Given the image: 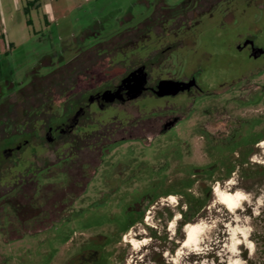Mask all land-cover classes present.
<instances>
[{"label":"flooded vegetation","instance_id":"af4514ba","mask_svg":"<svg viewBox=\"0 0 264 264\" xmlns=\"http://www.w3.org/2000/svg\"><path fill=\"white\" fill-rule=\"evenodd\" d=\"M229 1L167 6L162 0L134 25L107 35L86 30L84 36L93 37L89 44L62 46L61 51L73 53L24 85L12 89L13 83L5 82L0 94V264L7 252L3 246H13L16 255L34 253L41 245L50 247L52 239H65L72 223L97 218L110 193L125 191L126 181L147 167L161 171L153 168L158 160L179 154L194 135L218 140L211 127L224 110L210 103L242 74L226 75L227 63L244 50L247 58L258 51L253 36L239 32L233 34L232 48L220 42L225 22L234 15ZM206 20L212 27L200 29ZM205 36L209 39L202 46ZM221 57L228 61L217 63ZM199 111L204 120L194 119ZM236 133L231 132L230 143ZM163 140L165 149L156 146ZM126 142L140 144L139 156L126 153ZM90 192L94 199L83 205ZM25 240H37L36 248L20 250L18 242Z\"/></svg>","mask_w":264,"mask_h":264},{"label":"rangeland","instance_id":"374dc122","mask_svg":"<svg viewBox=\"0 0 264 264\" xmlns=\"http://www.w3.org/2000/svg\"><path fill=\"white\" fill-rule=\"evenodd\" d=\"M2 1L11 4V0ZM19 1L20 9L14 11L11 4L7 13L5 29L11 45L0 50V94L5 93V82H12L11 88L16 89L66 60L73 52L61 51L62 46L89 44L93 37L84 36L86 30L101 29L107 35L134 25L160 7L162 0H45L52 5L48 16L42 4L34 7ZM163 1L177 6L184 0ZM226 4L234 15L225 22L220 42L232 48L233 34L239 32L243 37L253 36L258 51L254 58H247L244 50L232 65L227 63L226 75L242 73L241 79L209 102L224 110L215 128L211 127L220 140L210 142L205 135H194L181 145L179 154L169 153L158 160L153 168L161 167V171L147 167L126 181L125 191L110 193L108 206L94 213L97 218L69 224L65 239H52L50 247L41 245L34 253L20 255L13 246H3L10 247L4 249L3 264H264L260 258L264 237V0ZM212 24L206 20L200 29L209 30ZM207 39H202V46ZM59 55L63 58L58 59ZM46 60L57 63L44 64ZM227 61L221 57L217 63ZM252 95L255 98L250 101ZM194 119L205 118L199 111ZM236 129L237 140L228 147ZM167 145L165 140L156 144L163 149ZM140 151L139 143L126 142V153L139 156ZM215 184L239 190L245 199L229 210L215 197ZM93 194L84 196L83 205L94 199ZM131 217L132 225L124 229ZM186 220L199 223L198 240L181 247ZM130 238L145 239V243L133 247ZM33 243L37 240L18 242L20 250L35 249Z\"/></svg>","mask_w":264,"mask_h":264},{"label":"bare ground","instance_id":"6f19581e","mask_svg":"<svg viewBox=\"0 0 264 264\" xmlns=\"http://www.w3.org/2000/svg\"><path fill=\"white\" fill-rule=\"evenodd\" d=\"M213 192L217 200L223 205H226V207L232 211L233 209L238 208L239 204H241V201L245 199V195L243 192L239 190L229 191L226 189H222L219 187L218 184L214 185ZM198 230H199V223H193V222L185 223L184 224L185 238L181 241V247L195 245L198 240V237H197ZM128 241L131 242L133 247H139L140 244L145 243V239H143L142 241H138L135 238H130ZM250 245L251 246L253 245L252 241L250 242ZM110 264H116V263H110ZM124 264H130V263L126 262Z\"/></svg>","mask_w":264,"mask_h":264},{"label":"crops","instance_id":"0c3cea01","mask_svg":"<svg viewBox=\"0 0 264 264\" xmlns=\"http://www.w3.org/2000/svg\"><path fill=\"white\" fill-rule=\"evenodd\" d=\"M27 3L31 6L37 7L39 5H43L44 13L48 16V14L52 13V5L45 0H26ZM13 10L18 11L20 9V1L19 0H11ZM8 3H4V1L0 0V50L2 46H7L11 43L9 40L8 34L6 32V21H7V13L11 12V4L9 6ZM45 15V16H46ZM46 16V17H47ZM47 21V20H46ZM11 45V44H10Z\"/></svg>","mask_w":264,"mask_h":264},{"label":"trees","instance_id":"16d2710c","mask_svg":"<svg viewBox=\"0 0 264 264\" xmlns=\"http://www.w3.org/2000/svg\"><path fill=\"white\" fill-rule=\"evenodd\" d=\"M231 144H232V143H228L227 146L230 147ZM233 144H234V143H233ZM187 221H188V220H186L185 223H187ZM132 222H133V218L131 217V218L127 221V223L125 224L124 229H127L129 226H131V225H132ZM253 240L255 241L256 244H258V240H255V239H253ZM261 241H262L263 244H262V248L260 249V254L262 253V254L260 255V258L263 259V258H264V237L262 238ZM244 258L246 259V257H244Z\"/></svg>","mask_w":264,"mask_h":264}]
</instances>
